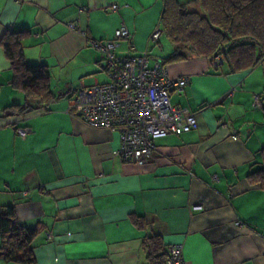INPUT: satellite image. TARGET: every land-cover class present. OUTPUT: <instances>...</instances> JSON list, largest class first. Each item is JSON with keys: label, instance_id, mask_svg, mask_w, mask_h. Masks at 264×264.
Instances as JSON below:
<instances>
[{"label": "crops", "instance_id": "0c3cea01", "mask_svg": "<svg viewBox=\"0 0 264 264\" xmlns=\"http://www.w3.org/2000/svg\"><path fill=\"white\" fill-rule=\"evenodd\" d=\"M163 2L0 0V39L25 32L23 59L46 66L52 94L22 115L5 110L25 97L0 44V209L12 206L21 225L38 228L34 264H146L141 245L152 234L164 249L181 243L183 264H264V188L248 176L264 169V58L232 72L200 57L167 62L170 77H188L170 101L193 112L197 127L158 138L143 165L114 154L118 131L87 126L69 108L78 89L108 80L89 39L111 40L123 25L129 37L116 55L148 50L151 65L171 53L154 54L148 40Z\"/></svg>", "mask_w": 264, "mask_h": 264}, {"label": "trees", "instance_id": "16d2710c", "mask_svg": "<svg viewBox=\"0 0 264 264\" xmlns=\"http://www.w3.org/2000/svg\"><path fill=\"white\" fill-rule=\"evenodd\" d=\"M163 1L161 34L171 42L172 51L160 60L162 64L200 57L216 66L222 61L232 72L254 67L264 58V0ZM189 3L192 9L187 7ZM24 33L5 32L0 39L12 71L11 84L25 97L23 104L5 108L13 115L33 109L30 101L47 103L52 99L46 66L28 65L23 59L21 38ZM261 156L264 159V148ZM248 176L264 188V169ZM132 222L137 227L144 223L137 216L132 217ZM37 233V227H26L17 221L12 206L0 209V256L6 262L34 264L32 243ZM141 247L146 264H164L167 246L164 249L158 235L147 236Z\"/></svg>", "mask_w": 264, "mask_h": 264}, {"label": "built area", "instance_id": "2783aa9c", "mask_svg": "<svg viewBox=\"0 0 264 264\" xmlns=\"http://www.w3.org/2000/svg\"><path fill=\"white\" fill-rule=\"evenodd\" d=\"M110 9H117V5L111 4ZM67 27L81 31L73 23ZM160 35L158 23L150 32L149 42L158 41ZM128 37V30L120 25L111 40H88V45L101 53L108 80L78 89L69 99V108L87 126L118 131L120 146L114 154L125 163L143 165L153 156L158 138L195 129L197 120L188 108L170 101V94L179 93L188 83V77H170L160 60L149 65L148 50L125 56L113 52L117 40ZM257 101L255 96L254 102ZM27 131V128L15 130L20 136ZM182 247L181 243L167 245L164 264H183Z\"/></svg>", "mask_w": 264, "mask_h": 264}, {"label": "rangeland", "instance_id": "374dc122", "mask_svg": "<svg viewBox=\"0 0 264 264\" xmlns=\"http://www.w3.org/2000/svg\"><path fill=\"white\" fill-rule=\"evenodd\" d=\"M189 9L193 7L192 3L187 4ZM172 48V44L167 37L161 35L159 44L153 46V53L156 55H165ZM165 53V54H164ZM164 57V56H162Z\"/></svg>", "mask_w": 264, "mask_h": 264}]
</instances>
